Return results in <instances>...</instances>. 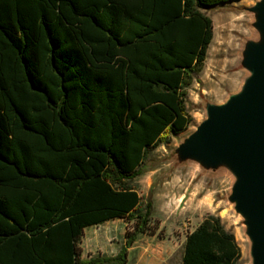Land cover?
<instances>
[{
	"label": "trees",
	"instance_id": "obj_1",
	"mask_svg": "<svg viewBox=\"0 0 264 264\" xmlns=\"http://www.w3.org/2000/svg\"><path fill=\"white\" fill-rule=\"evenodd\" d=\"M232 0H0V264H126L154 229L132 179L194 119L188 88ZM134 224L117 257L83 258L85 229ZM155 232V231H154ZM219 215L182 264H241Z\"/></svg>",
	"mask_w": 264,
	"mask_h": 264
},
{
	"label": "water",
	"instance_id": "obj_2",
	"mask_svg": "<svg viewBox=\"0 0 264 264\" xmlns=\"http://www.w3.org/2000/svg\"><path fill=\"white\" fill-rule=\"evenodd\" d=\"M210 80L187 108L190 126L140 166L154 190L209 198L230 223L241 264H264V0H232Z\"/></svg>",
	"mask_w": 264,
	"mask_h": 264
},
{
	"label": "rangeland",
	"instance_id": "obj_3",
	"mask_svg": "<svg viewBox=\"0 0 264 264\" xmlns=\"http://www.w3.org/2000/svg\"><path fill=\"white\" fill-rule=\"evenodd\" d=\"M205 11L213 19L214 36L202 70L192 77L188 99L193 98L199 81L210 80L219 62L218 48L224 39V12L211 8ZM192 114L195 115L193 112ZM160 149L161 147L155 150L151 156ZM150 181L149 174L138 175L132 179V182L138 185L144 211L150 218L149 225L155 232L149 230L140 233L133 246L129 249L127 246L129 264H181L187 234L209 214L219 215L225 226L231 229L230 223L209 198H202L196 193L183 196L179 188L154 190V194L149 198ZM133 228V222L120 219L87 227L82 239L83 258L87 259L88 253H92L97 247L102 249L105 255L117 253L125 246V232Z\"/></svg>",
	"mask_w": 264,
	"mask_h": 264
},
{
	"label": "crops",
	"instance_id": "obj_4",
	"mask_svg": "<svg viewBox=\"0 0 264 264\" xmlns=\"http://www.w3.org/2000/svg\"><path fill=\"white\" fill-rule=\"evenodd\" d=\"M116 220H119V219H116ZM84 234H85V232H84ZM134 244V243H133ZM133 244H132V246H133ZM81 245H82V243H81ZM125 246H126V241H125ZM125 246L121 249V250H123L124 248H125ZM132 246H129L128 247V249L129 248H131ZM97 252H96V251ZM94 251H92V253L91 252H89L88 253V258L87 259H85L86 261H92V260H95V259H97V258H102V257H111V258H114V257H117L119 254H120V251L121 250H119L117 253H115V254H109V255H105L104 254V251L102 250V249H100V248H96ZM130 263V256H129V253H128V261H127V263L126 264H129ZM104 264V263H103ZM181 264H182V262H181Z\"/></svg>",
	"mask_w": 264,
	"mask_h": 264
}]
</instances>
